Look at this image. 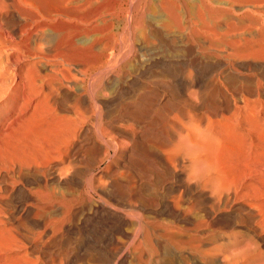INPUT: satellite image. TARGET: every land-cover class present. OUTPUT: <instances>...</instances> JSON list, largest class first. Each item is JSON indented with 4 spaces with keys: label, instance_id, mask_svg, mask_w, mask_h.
Wrapping results in <instances>:
<instances>
[{
    "label": "bare ground",
    "instance_id": "bare-ground-1",
    "mask_svg": "<svg viewBox=\"0 0 264 264\" xmlns=\"http://www.w3.org/2000/svg\"><path fill=\"white\" fill-rule=\"evenodd\" d=\"M78 1L81 2V3H79L80 5L83 4V6H84L86 4L85 2L87 0H78ZM229 1L231 3H228V1L226 3H228L230 5H234L232 3V0H229ZM235 1H234V3H235ZM12 2H13L12 0H5L4 3H2V4L5 5V7L9 8L8 9L9 12L16 18L15 20L17 21V23H20L21 19H19V18L21 16L19 17V15L17 14V13H19V11L16 12L17 9L15 10V6H14L15 4L13 5ZM68 2H69V0H68ZM215 2H219V0L218 1L215 0ZM220 2H221V0H220ZM240 2H241V4H246V6H248V7L251 6L252 9L249 10L250 9L249 8L246 11H249L251 13H258L259 16L262 15V17H253L252 18L250 16L251 18L250 17L246 18L247 22L245 23V21H244V25H241L240 28L242 27V29H244L243 31H245L248 34L246 36H248L249 39H248V37H245V39H246L245 41H247V39H248V42L246 43L247 47H246V49L244 48L245 50L233 51L232 55H234V58L231 56L234 59L233 63L232 62L231 63L235 64V67L233 66L232 70H230L231 72L228 74H230L236 78H239L241 76H243L242 78H244L246 76L247 78L246 77L245 78L247 79L248 83L245 82L246 83L245 87H243L241 85L240 88L239 87L236 88V93H238L239 95L235 94L236 96H234L232 94L233 96L229 95L228 97L224 95V98H226V99H225V103L221 107L219 104H218L219 106H217V107H214L215 105L213 104L214 105L213 106L211 104L215 109L213 111V113H211L212 117H210V113H209L208 117L206 116V118H204V116H203V118L205 120H207V122L206 121L204 122V120H202L203 118L201 120L199 119L200 121L205 123L203 129L199 128L197 124L192 125V124H189L188 122L186 124L185 121L182 122V121H177L175 119L169 120V119H167L168 117L165 118V119H167L166 121H168V123H166V125H165L166 127H164L166 130L164 129V131H163V134L165 133V138L163 137L164 139H162L161 144L154 145V147H149L148 146L149 143H148V145L145 143L143 132L147 131L146 130L147 128H146L144 119L142 117H141L142 119L138 118L137 114L131 108V106L129 104H126V106H125V107H127L125 113L122 112V107L120 106L121 104H119V100H118L119 98H118V96L116 97V90L118 93L119 91H122L121 88H124V86H122L123 84H121V82H120V84H119V82L118 83L116 82L118 89H116V86H114L113 89H109V92L105 93V91L108 88L109 82H107V81L102 82L103 79H102V81L98 80L97 82L100 81V83H99V85H96V86L94 84L95 88H93V89L91 87L92 92L89 89L90 87L88 88L89 91L91 92V94L89 96L90 98L88 97V99H89L88 100L85 97V94L87 96V93H89V91L85 93L86 88H85V86L81 80V77L79 76L80 79H78L74 73L75 70L72 69V67H78V68H76L77 72L83 74L85 72V70H87L86 65H85L86 67H83L82 65H84V64L83 63L81 64L79 62H73L70 64H68L69 62L64 63V61H65L64 59L61 62H59L60 61L59 60L58 62L52 63V64H47V63L42 62L43 59H45L46 57H48L50 55H47L48 53L46 52V49H41V52L38 53V51H36L34 48L30 47L29 40L32 39V37L31 38L28 37L29 39L26 41V47L24 49L18 48V45H15V43H14V45H12L13 44L12 42L8 43L10 46L9 48L12 49V52L9 53L10 59H9L8 63L0 65V264H44V263L48 264L50 261L47 262L49 259L47 260L46 255L49 253L48 255L50 256V252L53 253V251L55 249H59L60 247H61L60 248L61 251L64 250V252L63 251L62 252L65 253V257L63 258V260L61 258H59V260H62L63 264H71L70 262L73 261V258L71 261H69V255L67 252H69V250L72 251L73 249L75 250L76 254L79 255V258L82 254H84L86 252V249L88 247H90L93 250V255L95 257H100V259H103V256H105V254H110V255L114 254V252H115V251H113L114 248L113 249H107V246L104 245V242L99 243V241H100L99 239H98L99 241L95 238H92V240H89L85 234L82 235L81 233H78L77 231H75V230H77V229H75V226L77 224L84 223V222H86V220H90L92 217H96L97 222L99 221L100 223L106 224L112 230V236H114V233L117 232L121 238L123 237L125 239H131L133 241L134 238L135 237L137 238V236H138L139 237L138 239H140V242L142 240L143 241L145 240L144 242H146V240L151 242L150 240L152 239L156 243L159 236L154 237L153 236L154 234L153 235L150 234L152 230L149 231L150 228L148 229V226H147L148 223H146V221L143 220L142 217H140L141 221H143L145 224L143 222L138 223L137 222V221H139L138 217H137L138 218L137 220L130 219L128 217V215L126 214V212L127 213H129V212L126 211L125 208L126 209L127 208L128 209L129 208L135 209L134 211H136V209H138L136 211L137 214H139L138 213V211H139L140 213L141 212L146 213V215L148 213L149 215L151 214L152 216H155L157 218L160 217V219H161V217L162 218L166 217V218H169L172 222H176L178 224L179 223L181 224V222L184 223L187 220V213H188L187 211L186 212L184 211V210H186L185 204L183 203L185 206L184 210L180 209L178 207V203H176V201H178V200L174 201L173 199H169L167 197L168 193L165 195L164 194L165 192L164 193L162 192L164 188H166V189L170 188L173 190H177V192H178L177 198L180 201L190 203L189 206L192 205L193 207H198L199 209H201L203 211L205 217L208 219V221H211V222L212 221H220V222H226V223H230V224H236V223L241 224L242 222L247 221L255 229L256 228H262L264 230V100L262 98V97H264V92L262 90L264 88V86L262 85V82H261V79L263 81V77H264V0H240ZM72 3H75V2H72ZM79 4H77V5H79ZM69 6H71V5H69ZM246 6H245V8H248ZM76 7H78V6H76ZM184 9H185V7H184ZM67 10H68V8H67ZM71 10H73V9L71 8ZM224 10H225V12L228 11V10L226 11V9H224ZM68 11H70V10H68ZM22 12H23V10H22ZM188 15H189V13H188ZM83 16L84 15H82V17ZM191 17H193V16H191ZM83 18H81V19H83ZM199 19H201V18H199ZM242 19H243V17H242ZM244 19H245V17H244ZM140 20H142V18ZM84 21H87V20H84ZM102 21L103 20H101V22ZM139 22H141V21H139ZM210 22H211V20H210ZM37 25H38V23H37ZM47 25H48V23H47ZM80 25H81V23H80ZM41 26H43V24ZM78 26H79V24H78ZM87 26H88V24H87ZM145 26L147 27L146 24H145ZM106 27H107V25H106ZM143 27H144V25H143ZM47 28H48V26H47ZM79 29H82V26ZM95 29L97 30L98 28H95ZM143 29H145V27ZM20 30H22V29H20ZM82 30H84V29H82ZM85 30H86L85 33H87V31H88L87 28ZM136 30H138V29L136 28ZM234 30H236V29H234ZM237 30H238V27H237ZM42 31H43V29H42ZM91 31H92V29H91ZM130 31H133V30H130ZM93 32H95V30ZM104 32H106V31H104ZM228 32H226V33L228 34ZM48 33H49V31H48ZM75 33H78V32H75ZM80 33H82L81 30L79 32V35H80ZM89 33H90V31H89ZM100 33H102V32H100ZM42 34H44V33H42ZM72 34H74V33H72ZM90 34H84L83 36L90 35ZM149 34H151V32ZM76 35L77 34H74L73 36H76ZM145 35H146V33H145ZM23 36H24V34H23ZM51 36H53V35H51ZM99 36H101V35H99ZM40 37H44V36L42 35ZM48 37H50V36H48ZM70 37H72V36H70ZM39 38L37 40H40ZM84 38L85 37L77 38L78 41L81 42L80 44H85V40L89 39V38H87L84 40ZM44 39H46V36ZM64 39H67V37H65ZM64 39H62V40H64ZM41 40H43V39L41 38ZM54 40H55V38H54ZM68 40H69V36H68ZM92 40H93V38H92ZM113 40H115V39H113ZM135 40H137L136 37H135ZM1 41H2V39H1ZM49 41L51 42V40H49ZM146 41H147V39H146ZM148 41H149V39H148ZM235 41H237V40H235ZM30 42H31V40H30ZM64 42L67 43L68 41H64ZM72 42H73V40L71 39V43ZM91 42H92L93 46H95L97 49L100 47V46L98 47L96 45L97 40L94 39ZM91 42L89 41V43H91ZM237 42L236 43L232 42V43L236 44V46H239V45H237ZM242 42H244V41H242ZM87 43H88V41H87ZM54 44H57V43H54ZM58 44H59V42H58ZM67 44H68L67 48H69L70 43L68 42ZM73 44H74V42H73ZM73 44H71V45H73ZM80 44L78 43L77 45H80ZM228 44L231 45V43H228ZM238 44H240V42ZM74 45L72 47L77 46V45H75V46ZM59 46H61V45H59ZM65 46L62 47L63 50L66 48ZM84 46H87V45H83V47ZM231 46H233V45H231ZM39 47H42V46H39ZM89 47H91V46H89ZM6 48H7V46H6ZM55 48H56V46L54 47V49ZM76 48H74V49L76 50ZM79 48H82V45ZM3 49H5V46ZM86 49L88 50L87 47H86ZM47 50H49V47ZM79 50H78V52H79ZM134 50H135V48H134ZM64 51H66V50H64ZM59 52L57 51V53H59ZM96 52H98V51H96ZM139 52H140V50H139ZM230 52H232V51H230ZM61 53H63L65 55V52L61 51ZM99 53H98V55H99ZM63 54H62V56H63ZM70 54H73L72 51ZM124 54H126V53H124ZM54 55H56V53ZM87 55H88V53H87ZM87 55H85V56L88 58L89 56H87ZM89 55H90V53H89ZM93 55H95V54H93ZM108 56H110V54ZM0 57H2V56H0ZM38 57H40V58L42 57V59H41L42 61L34 60L35 58H38ZM60 57L61 56L59 54V58ZM67 57L68 58L71 57V59L70 58L69 59L71 61L73 60L72 59L73 56H67ZM55 58H57V57H55ZM75 58L77 60V56H75ZM91 58H94V57H91ZM79 59L80 58H78V61H79ZM93 60L94 59H92V61ZM241 60H244L245 63L244 62L242 63ZM147 61L145 60L142 63V66L137 69L139 74L141 75V78H143V79L148 78L152 74L151 73L152 69H150V67H149L150 65L148 64ZM41 62H42V64H40ZM112 66L110 65L111 68H112ZM225 66H227V65H225ZM228 66L230 67L231 65H228ZM135 67H133V68H135ZM246 67L251 68V70H253V72H250L249 74H246V75L243 74V72L240 69L241 68L243 69ZM106 70H107V68H106ZM104 72H106V71H104ZM194 72H196V71L194 70ZM99 74H100V72H99ZM104 74H103V76H104ZM109 76H110V74H109ZM114 77L116 78L117 76L114 75ZM175 78H177V76ZM109 79L111 80L112 78H108V80ZM116 79H114V83H115ZM143 79L142 80L140 79V82H139L141 88L139 87L140 89L138 91L141 90V92L149 90V87L145 88L146 86H149V85H146L148 80L146 79L147 81H145ZM182 79H183V77H182ZM126 80H127V78L125 79V81ZM131 80H132V78H131ZM138 81H137V84H138ZM190 81L192 83L194 82L192 80H190ZM225 81H227V80H225ZM236 81H237V79H236ZM87 82L89 83V81H87ZM90 82H92V81H90ZM126 82H129V80H127ZM126 82L124 84H127ZM134 82H136V80L132 81L133 85H134ZM227 82L226 83L229 84V81H227ZM116 83H115V85H116ZM187 83L189 84V82H187ZM223 83H224V81H223ZM237 86H239V85L237 84ZM129 87H131V86H129ZM125 88H126V86H125ZM220 88H222V87H220ZM126 89H124V92L128 93L126 95V97L127 96L129 97L128 99H130V98L133 99L135 96L138 95V91H137L138 88H134V86H132V88H126ZM227 91H228V89H227ZM196 93H197V91H196ZM242 93H246L248 96H245L244 94L242 95ZM223 94H225V93H223ZM252 94H254L253 97H249V95H252ZM185 96H186V94H185ZM161 98H162V96L160 95L159 97H157V99H154L155 103L158 102ZM189 98H191V95ZM224 98H222V99H224ZM196 99H198V97ZM210 99H211V97H210ZM178 100H179V98H178ZM203 100L201 101L202 102L201 105L204 102ZM186 102H187V99H186ZM191 102H192V99H191ZM153 105H154V103H153ZM201 105L198 104V106H200V107H201ZM154 108H156V107H154ZM192 108H193V106H192ZM202 108H204V107H202ZM151 111H153V110H151ZM175 111H176V114L179 115L178 114L179 110L177 111V109H176V110H174V112ZM205 111H206V109H205ZM152 113H154V111ZM156 113H158V112H156ZM146 114H148V113H146ZM173 114H172V117L174 116ZM206 114H207V111H206ZM206 114H203V115H206ZM154 115H156V114L155 113L153 115L151 114V117ZM164 115H166V114H164ZM103 116H109L112 119L107 121V122H101L100 121L99 124H100L101 129L98 128L99 131L97 132V134L100 133L99 137L100 136L102 137V136L108 135L109 132L111 131V132H113L112 133L113 136L115 134L118 137V138H115V140L113 139L114 144H112V145H114V149H115L114 153H118L120 151H125L128 154V158L130 157V159L132 161L139 160L140 158H138V156H140L141 154H142L141 156H144V155H146V153H148V154L150 153V154L154 155V157L156 158V160H158V162L162 166V168L167 173L170 174V176L168 175L169 176V178H168L167 173H166V176H165V177H167L166 180H163L161 178V176L163 174H161V176L159 175L160 177L157 176L161 179V182L163 181V184H161V185H163L162 191H160L161 193L159 194V197L156 200L154 198H151V199L149 198L150 199L149 200L148 197L145 196L149 200L146 202V200L144 198L140 199V197H139V199H138L137 196H135V198H137V200L134 199L132 201V199L130 197H133V196H131V194H133V193H131L132 191L129 189L130 185L128 186L129 191L126 190L127 192H125V191L124 192H118V191H120V190H118L119 187L117 186L118 188L117 187H116L117 189L115 188V186L113 185L114 184L113 180L112 181L110 180V182H108V184H100V182L98 181L99 183L93 182V184H91V188L97 190L99 193L102 194L103 197L101 196L102 198L100 197V199H98V200L97 199L95 200L92 198H91L92 200L91 199L86 200V198H84L83 199L84 202L82 204H81V202L79 203V201H78L79 204L74 201L73 206L71 207V213H72L71 218L74 221L73 224L69 223V222L65 223V221H63V223H61L60 225H56L57 223L53 224L52 222H48L47 220H49V219L45 220L42 217V219H43L42 220L41 218L38 217L39 216L38 213L40 210H42L44 215L45 214L49 215L51 212H53V210H51V209H53L52 204H55L54 203V198H55L54 196L55 195H54V189H53L54 186H60V188L63 187L64 189L67 190V187L71 186L72 184H74L76 182V177H75L76 175L73 171L74 169H72L74 166L73 165H72L73 167L70 166L71 167L70 170L72 169L71 171L67 170L69 168V166L66 167V165H69V163H70V161H69V163H67L69 160V156L75 155L74 153H78L79 149L81 150L83 148H87V150L85 152L86 158L88 159V161L94 162L95 160L99 161L101 156L103 155V152L105 154V151L108 150L109 146L107 144H105V143H107V141H104V139L100 141V140L96 139L97 137L96 138L93 137L95 135L94 131L97 129V125H96V123H94V120H95V118L100 120V118L102 119ZM141 116H142V114H141ZM180 116H181V112H180ZM91 117H92V119H94L92 122V123H94L93 124L94 126H92L89 122L90 121L89 118H91ZM164 117L165 116H163V118ZM106 118H104V119H106ZM160 118H162V117H160ZM160 118L158 117V119H160ZM190 118H193V117H190ZM150 119H149V122L151 121ZM194 120H196V119H194ZM147 121H148V119H147ZM164 121L165 120L163 119V123H164ZM170 121H171V123H170ZM200 121H199V123H200L199 125H201V124L203 125V123H201ZM155 125H156V123H155ZM91 126L94 128L96 126V129H93L94 130L93 135H91V132H92ZM156 128H154V129H156ZM151 130H148V132H150ZM96 131H95V133H96ZM157 140H159V139H157ZM153 141H155V140H153ZM103 142H105V143H103ZM147 146L150 148V150H148L149 148ZM143 151H144V153H143ZM85 153H83V155ZM120 153H122V152H120ZM67 156H68V158H67ZM133 156H134V158H133ZM148 156H150V155H148ZM104 157H105V155H104ZM116 157H117V155H116ZM66 158L68 159L66 162L67 164H65L63 162L65 167H59L58 165H60L61 163L57 164L56 162L62 161L63 159H66ZM127 159H125V160H127ZM114 160L115 159H113L112 161H114ZM117 160H118V158H117ZM139 161H138V163H140ZM142 161H143V159H142ZM114 162H116V161H114ZM53 163L54 164L56 163V164L54 165ZM72 163H74V162L72 161ZM114 164H116V163H114ZM56 165L59 168H56L57 167ZM64 165H62V166H64ZM107 165H109V164H107ZM110 165L107 167L111 168L112 166H110ZM135 165H137V164H135ZM139 165H137L138 171L140 168ZM143 165H144V163H143ZM185 165L190 168L189 171L187 170V167ZM107 167H104L106 169L101 171L102 174L108 172L109 168H107ZM62 168H64V169L61 171ZM65 168H67L66 169L67 171H64ZM143 169H144V167L140 168L141 171ZM185 169L188 172L185 173V171H186ZM46 172L48 173L47 175H45ZM161 172L163 173L164 171H161ZM164 175H165V172H164ZM48 176H49V178H48ZM101 176H99V179L97 178V180H102ZM93 177H95V176H93ZM95 178H93V179H95ZM91 180H92V178H91ZM109 183H113V184L110 185ZM133 183H135V182H133ZM137 183H138L139 187H142L143 189L148 188V185H149L148 182L143 181V180H140ZM75 186H76V184H75ZM63 188H61V189H63ZM78 188H79V186H78ZM91 188H89V189H91ZM138 188H137V190L141 189V188H139V189ZM58 190H60V189H58ZM69 190H68V192H69ZM213 190H215V191H218V190L221 191L222 190V191H221L220 195H218L217 198L212 199L210 197V194H211L210 191L213 192ZM65 191H63V193H65ZM68 192H66V193H68ZM133 192H134V190H133ZM174 192H176V191H174ZM142 194L147 195L145 193H142ZM213 194H214V192H213ZM63 197H64V195H63ZM142 197H144V196H142ZM130 199H131V201H130ZM56 202H57V200H56ZM70 205H71V203H70ZM7 206L8 207L10 206V208L7 209L6 208ZM66 206H68V205H66ZM179 206L181 207V204ZM59 207H61V206H59ZM188 207H187V210H189ZM123 209L126 212L122 211ZM132 209H130V210L133 211ZM63 210L59 211L60 213L62 212L61 215L65 214V212H66V211L63 212ZM132 214L131 215L133 217H134V215H137L134 213H132ZM14 215H17L16 219L18 218V216H24L25 218H27L29 220V223L33 222V224H34L33 226L37 227V229L33 230V232L32 231H30V232H32V234H34V236H32L31 233H30V236L24 234V232L22 231V229H24L23 226H21V224H19V223L18 224L13 223V221L15 220ZM69 215L70 214H68V216H67L68 218L70 217ZM56 216H55V218H57ZM141 216H142V214H141ZM151 217H150V219H151ZM61 218H62V216H61ZM135 219H136V216H135ZM144 219H147V218L145 217ZM191 219H192V217H191ZM28 220H27V222H28ZM61 220H64V218ZM134 223L138 224V226H137L138 228L135 230L136 232H134L132 234L129 230L131 229L132 225H134ZM149 225H151V224H149ZM79 226H82V225H79ZM164 226H166V225H164ZM164 226L160 225V228L164 227ZM196 226H198V225H196ZM196 226L192 227V228L194 229V228H196ZM127 228L128 229L130 228V229L128 230ZM157 228H158V226H157ZM157 228L154 227V229H157ZM187 228H189V227H187ZM33 229H35V228H33ZM159 230L163 231V228L159 229ZM166 230H165V232L169 233L168 229H166ZM173 230L174 229L172 228V231ZM175 230H176V228H175ZM181 230H179L178 234L181 236L185 235L186 237H188V239L190 240V245L192 246V248H190V249L195 250V247L193 248V246H197L200 243L199 240L201 241V239L197 238L198 236H196L197 235L196 233H195L196 234L195 235L190 231H187V233H184L182 231V233H184V234H181V232H180ZM172 231H170L171 235H172ZM152 232L154 233V231H152ZM74 233H77V236H74V235H76ZM160 234L161 233L159 232V235ZM175 234L177 235V233H175ZM116 236H118V235H116ZM163 236H164V239H166V235L164 234ZM185 236H182V237H185ZM116 238L117 237H115V236L111 237L109 239L110 242H108L109 243L108 245L111 246L112 244L113 245L114 244H116V245L120 244L121 242L119 240H117ZM183 240L185 241L184 238L182 239V241ZM185 242L187 243L188 240ZM202 242H203V240H202ZM141 245H143V243ZM150 245H152V243ZM145 246H146V244H145ZM152 246H150V247H152ZM183 246H184V243H183ZM118 247H119V249L122 248V247H120V245H118ZM184 247H186V246H184ZM198 248H199V246H198ZM125 249H126V247H125ZM153 249H155V248H153ZM122 252H120V253H122ZM62 254L60 253V256ZM124 254H126V251ZM54 255H55V253H54ZM51 256H53V255H51ZM116 256H118V254ZM80 259L83 260L82 258H80ZM237 260H239V258ZM59 262L61 263V261H59ZM51 263L53 264V261H51ZM114 263H116V262L114 261Z\"/></svg>",
    "mask_w": 264,
    "mask_h": 264
},
{
    "label": "rangeland",
    "instance_id": "rangeland-1",
    "mask_svg": "<svg viewBox=\"0 0 264 264\" xmlns=\"http://www.w3.org/2000/svg\"><path fill=\"white\" fill-rule=\"evenodd\" d=\"M4 1L5 0H0V5H1L0 6V56H2V57H0V60H1L0 65L8 63V61L10 59L9 53L12 52V49L9 48L10 46L8 43L12 42L13 43V44L11 43L12 45H14V43H15V45H18V48L24 49L26 47V41L32 37V39H30L31 42L29 40L30 47L34 48L36 51H38V53L41 52V49H46V52L48 53L47 55H50V56L46 57L45 59H43V61L41 60L42 57L41 58L40 57L35 58L34 60H37V61L39 60V61H42V62L47 63V64H52V63L58 62L59 60H60L59 62H61L64 59L65 60L64 63L69 62L68 64H70L73 62H79L81 64L82 63L84 64V65H82L83 67L87 66V70H85V72H84L85 74L84 73L83 74L78 73L77 69H76L78 67H72V69L75 70L74 73H75L76 77L78 79H80L79 76L81 77V80H82V82L86 88L85 93L88 92L89 89L92 92V89L95 88L96 85H99V83H100V81H102V79H103L102 82H104V81L109 82L108 88L105 91V93L109 92V89H113L114 86H116V89H118L117 83L119 82V84H120V82H121V84H123L122 86H124V88H121L122 91L118 90L119 91L118 93L116 90V97L118 96V98H119L118 100H119V104H121L120 106L122 107V112L125 113V111L127 109V107H125V106H126V104H129L131 106V108L135 111V113L137 114L138 118L142 117L144 119L147 131L143 132V136L145 139V143L147 145L149 143V145H148L149 147H154V145H159L162 143V139L165 138V133L163 134V131L165 129L164 127H166L165 126L166 123H168V121H166L167 119H169V120L175 119L177 121H182V122L185 121L186 124H187V122L189 124H192V125L197 124L199 128L203 129V127L205 125L204 122L205 121L207 122V120H205L204 118H206V116L208 117L209 113H210V117H212L211 113H213V111L215 110L214 107H217L219 105L221 107L225 103L226 98H224V95L227 97L229 95H232V94L234 96H236L238 94V93H236V88H238V87L240 88L241 85L243 87L246 86V83H245V82H247L246 76H245L246 78L244 77L245 78L244 79V78H242L243 76L236 78V77H233L232 75L228 74L231 72L230 70H232L233 66L235 67V64H232L234 61V59H233L234 55H232V53L235 50H239V51L245 50L247 47L246 43L248 42L249 37L246 35H248V34L245 31H243L244 29H242V27L240 28L241 25H244V21H245V23L247 22L246 18L250 17V16L252 18L253 17H262V15L259 16L258 13H251L249 11H246L249 8H250L249 10H251L252 9L251 6L248 7V6H246V4H241L240 0H238L239 2L237 0H236L237 2L235 0H232V3L234 5L228 4V3H231L229 0H221V2H220V0H219V2H215V0H87L85 2L86 4L84 3L85 7L83 6V4H81L82 5L81 6L79 4L81 2H79L78 0H75V1L69 0V2H68V0H12L13 1L12 4L13 5L15 4L14 5L15 10L17 9L16 12L19 11V13H17V14L19 15V17L21 16L19 18V19H21L20 23H17V21L15 20L16 18L9 12V10H8L9 8L5 7V5L2 4V3H4ZM216 1H218V0H216ZM227 1H228V3H226ZM234 1H235V3H234ZM72 2H75V3H72ZM77 4H79V5H77ZM69 5H71V6H69ZM76 6H78V7H76ZM245 6L248 8H245ZM66 7L70 11H68ZM184 7H185V9H184ZM71 8L73 10H71ZM221 8L222 9L224 8V9H226V11L227 10L228 11L225 12V10L224 9L222 10ZM22 10H23V12H22ZM188 13H189V15H188ZM82 15H84L83 16L84 18L82 17ZM191 16H193V17H191ZM242 17H243V19H242ZM244 17H245V19H244ZM81 18H83V19H81ZM141 18H142V20H140ZM199 18H201L202 20L204 19V20L202 21ZM84 20H87V21H84ZM101 20H103V21L101 22ZM210 20H211V22H210ZM139 21H141V22H139ZM37 23H38V25H37ZM47 23H48V25H47ZM80 23H81V25H80ZM42 24L44 27L41 26ZM78 24H79V26H78ZM87 24H88V26H87ZM105 24L107 25V27ZM145 24L147 25V27L145 26ZM143 25H144L145 29H143L144 28ZM47 26H48V28H47ZM81 26H82V29H84V30L79 29V28H81ZM237 27H238V30H237ZM86 28L88 30L87 33H85ZM95 28H98V29L96 30ZM136 28L138 30H136ZM20 29H22V30H20ZM42 29H43V31H42ZM91 29H92V31H91ZM234 29H236V30H234ZM80 30L82 31V33L83 32L84 33L83 34L80 33V35H79ZM94 30H95V32H93ZM130 30H133V31H130ZM48 31H49V33H48ZM89 31L91 34L89 33ZM104 31H106V32H104ZM149 31L151 32V34H149L150 33ZM75 32H78V33H75ZM100 32H102V33H100ZM226 32H228L229 35ZM42 33H44V34H42ZM72 33L77 34V35L73 36L74 34H72ZM145 33H146V35H145ZM23 34H24V36H23ZM84 34H90V35L83 36ZM42 35L44 37H40ZM51 35H53V36H51ZM67 35L69 36L70 41L68 40ZM99 35H101V36H99ZM45 36H46V39H44ZM48 36H50V37H48ZM70 36H72L73 38ZM65 37H67V39H64ZM80 37L81 38L85 37L84 40L87 38H89L90 40L87 39V40H85V44H80L81 42H79L77 39ZM135 37L137 40H135ZM245 37H248L247 41H245L246 40ZM38 38L40 40H37ZM41 38L43 40H41ZM47 38L49 40H51V42ZM54 38H55V40H54ZM92 38H93V40L94 39L97 40L96 45L98 47L100 46L98 49L95 46H93V44L91 42V41H93ZM1 39H2V41H1ZM62 39H64V40H62ZM71 39L73 40L75 45H77L78 43L80 45L75 46L73 44V42L71 43ZM113 39H115V40H113ZM146 39H147V41H146ZM148 39H149V41H148ZM235 40H237L238 42ZM64 41H68L70 43L69 48H67L68 42L66 43ZM87 41H88V43H87ZM89 41L91 43H89ZM231 41L233 43L237 42V45H239V46H236V44H233ZM242 41H244V42H242ZM58 42H59V44H58ZM239 42H240V44H238ZM54 43H57V44H54ZM228 43H231V45H233V46L229 45ZM71 44H73L75 47H72L73 45H71ZM59 45H61V46H59ZM81 45H82V48H79V47H81ZM83 45H87V46L83 47ZM88 45L91 47H89ZM4 46H5V49H3ZM6 46H7V48H6ZM39 46H42V47H39ZM53 46L54 47L56 46V48L54 49ZM64 46L66 47L64 49L66 51H64L62 48ZM48 47H49V50H47ZM86 47L88 48V50L86 49ZM74 48H76V50ZM134 48H135V50H134ZM78 50H79V52H78ZM139 50H140V52H139ZM57 51L58 52L60 51V52L57 53ZM61 51L65 52V55L63 53H61ZM71 51L73 54H70ZM96 51H98V52H96ZM230 51H232V52H230ZM55 53H56V55H54ZM87 53H88V55H87ZM89 53H90V55H89ZM98 53H99V55H98ZM124 53H126V54H124ZM59 54L61 56L60 58H59ZM62 54H63V56H62ZM84 54L89 56L88 57L89 59ZM93 54H95L96 56ZM109 54H110V56H108ZM67 56H73L72 57L73 60L71 61L70 60L71 57H69L70 58L69 59ZM75 56H77V60H76ZM104 56L105 57L107 56V57L105 58ZM55 57H57V58H55ZM91 57H94V58H91ZM78 58H80L79 61H78ZM92 59H94V60L92 61ZM145 60L146 61L148 60L147 62L150 65L149 67H150V69H152L151 70L152 74L148 78H146L148 81L146 79L141 78V75L139 74V72L137 70L138 68H140L142 66V63ZM241 61H242V63L244 62V60H241ZM42 62L40 64H42ZM110 65L111 66L113 65L112 68L110 67ZM225 65H227V66H225ZM228 65H231V66L229 67ZM133 67H135V68H133ZM106 68H107V70H106ZM194 70L198 74L196 72H194ZM240 70L245 75L249 74L250 72H253V70H251V68H247V67L243 68V69L241 68ZM104 71H106L107 73ZM99 72H100V74H99ZM103 74H104V76H103ZM109 74H110V76H109ZM114 75L117 76L116 77L117 79L114 77ZM176 76H177V78H175ZM181 76L183 77V79ZM130 77L132 78V80ZM108 78H112V79L108 80ZM126 78H127V80H129V82H126L127 80L125 81ZM114 79H116V81H115V83L117 82L116 85L114 83ZM140 79L147 81L146 85H149V86H146L145 88L149 87L148 91H143V92H141V90L138 91L141 88L140 83H139ZM236 79H237V81H236ZM98 80H100V81L97 82ZM133 80H136V82H134V85L132 83ZM190 80H192L194 82L192 83ZM225 80L229 81V84H227L228 82ZM87 81H89V83ZM90 81H92V82H90ZM124 81L127 84H124L125 83ZM137 81H138V84H137ZM223 81H224V83H223ZM187 82H189L190 85ZM261 82H262V85L264 86V77H263V81L261 79ZM94 84H95V86H94ZM237 84L239 86H237ZM136 85L137 86L139 85V86L137 87ZM125 86H126V88H132V86H134V88H138L137 89L138 95L135 96L133 99H131V98L128 99L129 97L128 96L126 97V95L128 93L124 92V89H126ZM129 86H131V87H129ZM91 87H92V89H91ZM220 87H222V88H220ZM227 89H228V91H227ZM262 90L264 92V88ZM90 91H89V93H87V96L85 94V97L87 99L91 94ZM196 91H197V93H196ZM222 92L225 94H223ZM185 94H186V96H185ZM243 94L245 96H248L246 93H242V95ZM160 95L162 96V98L158 101L159 103L156 102L157 103L156 104L154 99H157V97H159ZM190 95H191V98H189ZM253 95L254 94L249 95V97H253ZM192 96L193 97L195 96V97L193 98ZM197 97H198V99H196ZM210 97H211V99H210ZM178 98H179V100H178ZM222 98H224V99H222ZM262 98L264 100V97H262ZM186 99H187V102L189 101L188 102L189 104L186 102ZM191 99H192L193 103L191 102ZM202 100L204 102L201 105ZM153 103H154V105H153ZM197 103L199 105H201V107L198 106ZM211 104L212 105L214 104L215 106L213 105L214 106L213 107ZM192 106H193V108H192ZM154 107H156V108H154ZM202 107H204V108H202ZM176 109H177V111L179 110L178 111L179 115L176 114V111L174 112V110H176ZM205 109L207 111V114H206ZM151 110H153L156 115L151 117V114L152 115L154 114V113H152L153 111H151ZM156 112H158V113H156ZM180 112H181V116H180ZM146 113H148V114H146ZM163 113L166 115H164ZM141 114H142V116H141ZM172 114L176 118L174 116L172 117ZM203 114H206V115H203ZM163 116H165V117L163 118ZM203 116H204V118H203ZM103 117L104 118L107 117V118L104 119ZM103 117H102V119L100 118V120L95 118L96 121L94 119H92V117H91V118H89V120H90L89 122L92 126H94L93 124L96 123L97 129L98 128L101 129L100 124H99L100 121L101 122H107V121L112 119L109 116H103ZM158 117L159 118L162 117V118L158 119ZM190 117H193L196 120H194L193 118H190ZM165 118H167V119H165ZM147 119H148V121H147ZM149 119L151 120L150 122H149ZM163 119L165 120L164 123H163ZM199 119L204 120V122L200 121ZM93 120H94V123H92ZM153 121L156 123V125ZM199 121L201 123H203V125L201 124L202 126L199 125L200 124ZM170 123H171V121H170ZM92 126H91V128H92L91 129V131H92L91 135H93V131H94L93 129H96V126H95V128ZM154 128H156V129H154ZM148 130H151L152 132L151 131L148 132ZM95 131H94V134L96 135L97 132L99 131V129L96 131V133H95ZM112 133L113 132L110 131L109 132L110 135L108 134V135H105L102 137L101 136L99 137L100 133H98L96 136L95 135L93 136L94 138L97 137L96 139H98L100 141L104 139V141H107V143H105V142H103V143H105L109 146L108 150L105 151V154L103 152V155L101 156L99 161L93 160L95 163L92 161L91 162L88 161V159L86 158V153H85L87 148L82 147L83 149H81V150L79 149L78 153H74L75 155L69 156V160L67 159L68 158V156H67L66 159H63L62 161L56 162L57 164L61 163L60 165H58L59 167H65L64 163L67 164L70 161L69 165H66V167L69 166V168L68 169L65 168L64 171H67V170L71 171L72 169H74L73 171L76 175L75 176L76 182L74 184H72L71 186L68 185L69 187H67V190L64 189L63 187H61V188H63V189H61L60 186H54L53 189H54V195H55L54 196L55 197L54 198L55 204H52L53 209H51V210H53V212H51L49 215H47V214L44 215L42 210H40L38 213L39 218L42 219V217H43V219H45V220L49 219V220H47L48 222H52L53 224L57 223L56 225H60L61 223H63V221H65V223L69 222V223L73 224L74 221L71 218V214H72L71 213V207L73 206V202L75 201L78 203V201H79V203L81 202V204H82L84 202L83 201L84 198H86V200H90L91 198L95 199V200L100 199L102 194L99 193L97 190L91 188V184H93V182L97 183L98 181L100 182V184H108V182H110V180L111 181L113 180L114 184L113 183H109V184L110 185L113 184L115 186V188L118 186L119 188L118 187L117 188H118V190H120L118 192H124V191L127 192L130 189L132 191L131 193H133V194H131V196H133V197H130L132 199V201L134 199L137 200V198L139 199V197H140V199L144 198L147 202L151 198H154L156 200L159 197V194L161 193L160 191H162V186H163V185H161V184H163V181L161 182V179L159 177L161 176V174H163L161 176V178L163 180H166L167 177L169 178L170 174L167 173L162 168V166L159 164L158 160H156L154 155H152L150 153L149 154L146 153V155H144V156H141L142 154L140 156H138V158H140L139 159L140 161L139 160L132 161L130 159V157L128 158V154L125 151H120L122 153H120V152L114 153L115 149H114V145H112V144H114L113 142H114L115 138H118V137L115 134L113 136ZM156 138L159 140H157ZM152 139L155 140L156 142L153 141ZM148 150H150V148ZM83 153H85V154L83 155ZM143 153H144V151H143ZM104 155H105V157H104ZM116 155H117V157H116ZM148 155H150V156H148ZM117 158H118V160H117ZM133 158H134V156H133ZM113 159H115L114 161H116V162L112 161ZM125 159H127V160H125ZM142 159H143V161H142ZM67 160H68V162H67ZM72 161L74 163H72ZM138 161L140 163H138ZM114 163H116V164H114ZM134 163L137 165L140 164L139 167L140 168L144 167V169L141 171L139 168V171H138L137 170L138 167ZM143 163H144V165H143ZM107 164H109V165L111 164L110 166H112V167L111 168L107 167V166H109ZM62 165H64V166H62ZM58 166L56 168H59ZM70 166L73 167L71 170H70V168H71ZM104 167H107L109 169H108V172L102 174L101 171L106 169ZM186 167H187V170L189 171L190 168L188 166H186ZM63 169L64 168H62L61 171ZM160 170L164 171L165 175H164V172L162 173ZM187 170L185 171V173L188 172ZM166 173H167V177H165ZM47 174L48 173L46 172L45 175H47ZM93 176H95L96 178ZM99 176H101L102 180H97V178L99 179ZM157 176H159V177H157ZM90 177L92 178V180ZM48 178H49V176H48ZM93 178H95L96 180ZM139 179L148 182V184H149L148 188L143 189L142 187H139V185L137 183L138 181H140ZM133 182H135V183H133ZM75 184H76V186H75ZM129 185H130V188L128 189ZM78 186H79V188H78ZM138 187L141 189H139ZM68 188L69 189L71 188V189L69 190ZM89 188H91L92 190ZM137 188L140 191L137 190ZM58 189H60V190H58ZM68 190H69V192H68ZM133 190H134V192H133ZM63 191H65V193L66 192H68V193L65 194V193H63ZM174 191H176V192H174ZM221 191L213 190L214 194L212 191H210V193H211L210 197L212 199L217 198L218 195H220ZM162 192L163 193L165 192L164 193L165 195L168 193L167 197L169 199H173L174 201L178 200V201H176V203H178V207L180 209L184 210V207L186 206L185 207L186 210H184V211L185 212L187 211L188 213H187V220L184 223L181 222V224L180 223L178 224L176 222H172L169 218L163 217L164 218L163 219L161 217V219H160V217L157 218L155 216H152L151 214L149 215L148 213L146 215V213H143V212L140 213L139 211H138L139 214H137L136 211L138 209H136V211H134L135 209H132V208L126 209L125 208V210L128 211L129 213H127L124 209L122 210V211L126 212V214L128 215V217L130 219L137 220L139 218L138 219L139 221H137L138 223L143 222V221H141V218H140V217H142V219L145 220L146 223H148L147 226H148V229L150 228L149 231H151V230L154 231V233L151 231L150 234L151 235L154 234L153 235L154 237L159 236L157 241H156L157 244L152 239L150 240L151 242H149L148 240H146V242L148 241L147 242L148 244L152 243L153 246L150 244L148 245L146 242H144L145 240L144 241L142 240L140 242V239H138L139 238L138 236H137V238L135 237L133 241L131 239H125L123 237L121 238L120 235L116 232L117 234L114 233V236L117 237L116 239L119 240L121 243L117 244V245L112 244L111 246H109L108 245L109 244L108 242H110L109 239L111 237H114V236H112V230L106 224L100 223L99 221L97 222L96 217H92L90 220H86V222H84V223H79L77 225L75 224L76 225L75 229H77L75 231H77L78 233H81L82 235L85 234L89 240H92V238H95L97 240L99 239L100 240V241L98 240L99 243L104 242V245L107 246V249H113L114 248L113 251H115V252L112 255L105 254V256H103V259H100V257H95L93 255V250L90 247H88L86 249V252L80 256V258L83 259V260H81L79 258V255H77L75 250L73 249L72 251L69 250V252H67L69 255V261H71L73 258V261H71L70 263L71 264H84V263L85 264H100V263L101 264H227V263L228 264H264V230L262 228H256L255 229L247 221L242 222L241 224L240 223L230 224V223L220 222V221H212V222L208 221V219L205 217V215L201 209H199L198 207H193L192 205L189 206L190 203L180 201L177 198V193H178L177 190H173L170 188H168V189L164 188ZM142 193H145L147 195H143ZM63 195H64V197H63ZM135 196H137V198H135ZM142 196H144V197H142ZM145 196H147L148 199L149 198L150 199L148 200L147 197H145ZM131 199H130V201H131ZM56 200H57V202H56ZM70 203H71V205H70ZM183 203L185 204V206ZM180 204H181V207L179 206ZM66 205H68V206H66ZM59 206H61V207H59ZM187 207L189 208V210H187ZM6 208L9 209L10 206L9 207L7 206ZM61 209L62 210L64 209L63 212L66 211L65 214L61 215L62 212L61 213L59 212V211H62ZM130 209H132L133 211H131ZM132 213L137 214V215H134V217H133ZM68 214H70L69 218L67 217ZM141 214H142V216H141ZM14 216H15V220L13 221V223L14 224H18V223L21 224V226H23V228H24V229H22L24 234L30 236V233H31V235L34 236V234H32V232H33V230H36L37 227L33 226L34 225L33 222L30 221L31 223H29V220L27 218H25L24 216H18L17 219H16L17 215H14ZM55 216L57 218H55ZM61 216H62V218H61ZM135 216H136V219H135ZM145 217L147 219H144ZM150 217H151V219L152 218L153 219L151 220ZM191 217H192V219H191ZM63 218H64V220H61ZM27 220H28V222H27ZM149 224H151V225H149ZM79 225H82V226H79ZM152 225L155 228H157V226H158V228H157L158 230L154 229V227ZM160 225H163V226L166 225V226L160 228ZM196 225H198V226H196ZM137 226H138V224L134 223V225H132L131 229L129 228L130 230L128 228L127 229L133 234L134 232H136L135 230L138 228ZM195 226H196V228L193 229L192 227H195ZM187 227H189V228H187ZM33 228H35V229H33ZM162 228H163V231L159 230ZM172 228L174 229L173 231H172ZM175 228H176V230H175ZM166 229H168L169 233L165 232ZM179 230H181L180 231L181 234L187 233V231H190L193 234H195V233L197 234V235L195 234L196 236H198L197 238L201 239V241L199 240L200 245L198 244L197 246H193V248L195 247V250L197 252L194 249L193 250L190 249V248H192V246L190 245V240L185 235H182L185 237H182L181 235H179L178 234ZM30 231H32V232H30ZM170 231H172V235H171ZM182 231L184 233H182ZM159 232L161 233L160 235H159ZM175 233H177V235ZM74 234H76L74 236H77V233H74ZM164 234L166 235V239H164V236H163ZM116 235H118V236H116ZM179 236L182 239L184 238L185 241L188 240V242L186 243L184 240L182 241V239ZM202 240H203V242H202ZM142 243L144 246L141 245ZM183 243H184V246H186V247L183 246ZM145 244H146V246H145ZM118 245H120V247H122V248H120L121 250L119 249ZM150 246H152V247H150ZM198 246H199V248H198ZM125 247L127 250L125 249ZM60 248L55 249L53 251V253L50 252V256L48 255L49 253L46 255L47 260L49 259L47 262L50 261L48 264H52L51 261H53V264H63L62 260L65 257V253H63L64 250H62L63 251L62 252ZM153 248H155V249H153ZM125 251H126V254H124ZM120 252H122L123 254ZM54 253L56 256L54 255ZM60 253L61 254L63 253V254L60 256ZM117 254H118V256H116ZM51 255H53V256H51ZM59 258H61L62 260H59ZM238 258H239V260H237ZM76 259L77 260L79 259L78 260L79 262ZM59 261H61V263ZM114 261L116 263H114ZM44 264H47V263H44Z\"/></svg>",
    "mask_w": 264,
    "mask_h": 264
}]
</instances>
